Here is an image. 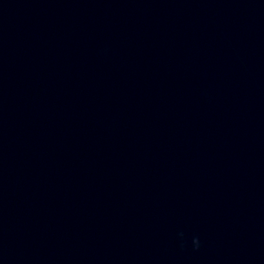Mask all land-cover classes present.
Here are the masks:
<instances>
[{"label":"water","instance_id":"obj_1","mask_svg":"<svg viewBox=\"0 0 264 264\" xmlns=\"http://www.w3.org/2000/svg\"><path fill=\"white\" fill-rule=\"evenodd\" d=\"M0 264H264V0H0Z\"/></svg>","mask_w":264,"mask_h":264},{"label":"clouds","instance_id":"obj_2","mask_svg":"<svg viewBox=\"0 0 264 264\" xmlns=\"http://www.w3.org/2000/svg\"><path fill=\"white\" fill-rule=\"evenodd\" d=\"M194 241H195V245L198 246V239L194 238Z\"/></svg>","mask_w":264,"mask_h":264}]
</instances>
